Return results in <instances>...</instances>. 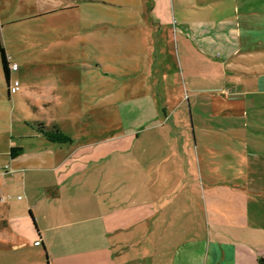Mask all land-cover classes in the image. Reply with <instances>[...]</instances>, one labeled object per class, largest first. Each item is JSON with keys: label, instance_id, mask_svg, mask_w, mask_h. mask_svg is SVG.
Masks as SVG:
<instances>
[{"label": "rangeland", "instance_id": "obj_1", "mask_svg": "<svg viewBox=\"0 0 264 264\" xmlns=\"http://www.w3.org/2000/svg\"><path fill=\"white\" fill-rule=\"evenodd\" d=\"M67 1L72 9L15 25L25 42L14 47L24 51L16 57L21 71L12 74L10 85L19 86L12 95L0 52V166L16 168L14 159L23 150L13 157L12 146L28 149L37 143L30 99L44 106L48 100L52 107L45 110L76 142L88 131L79 118L103 133L119 132L125 116L145 115L127 126L143 128L148 149L160 148L156 134H188L189 146L197 149L191 161L195 178L216 207L211 222L222 223L221 230L232 226L235 234L228 239L248 245L256 263L264 264V96L239 93L264 76V58L232 67L234 59L218 53L215 38L222 23L248 13L264 15V0H44L50 7ZM33 11L18 4L8 15L22 18ZM63 69L76 72L63 74ZM76 89L83 91L79 107ZM129 95L131 108L123 104ZM163 141L172 147L170 137ZM11 170L0 174V232L6 220L23 222L24 172ZM3 241L1 254L11 255L2 250Z\"/></svg>", "mask_w": 264, "mask_h": 264}, {"label": "crops", "instance_id": "obj_2", "mask_svg": "<svg viewBox=\"0 0 264 264\" xmlns=\"http://www.w3.org/2000/svg\"><path fill=\"white\" fill-rule=\"evenodd\" d=\"M18 4L33 13H24L25 18L9 17L8 12ZM59 6L50 7L44 0H0V42L7 59L18 63L17 54L24 51V47L14 48L25 42L15 25L73 8L69 1ZM221 26L222 32L215 36L217 51L234 59L232 67H237L236 62L264 58V15L248 13ZM20 71L19 65L11 77ZM74 72L65 69L61 73ZM252 87L239 93L264 96V76L256 77ZM76 90L79 107L83 91ZM132 99L129 95L123 104L131 108ZM46 101L44 106L29 100L37 143L28 149L20 146L23 153L14 159L15 169L24 172L27 199L19 215L23 222L6 220L0 232L2 250L11 251V255L0 252V264H239L243 260L257 264L248 245L228 239L230 232L235 234L233 224L231 230H221L218 225L222 223L211 222L210 210L216 207L205 194L206 187L195 178L191 161L197 149L189 146L188 134H156L160 148L148 149L143 128L127 126L145 115L132 118L130 114L121 119L119 132L107 128L99 133L98 126H88L89 121L79 118L77 123L88 131L76 142L62 122L45 110L48 104L52 107ZM161 114L160 119L167 118L166 111ZM91 118L99 121L97 115ZM165 136L171 138L172 147L164 146ZM38 240L39 245L35 244ZM26 247L33 252H26ZM245 253L251 255L250 260Z\"/></svg>", "mask_w": 264, "mask_h": 264}, {"label": "trees", "instance_id": "obj_3", "mask_svg": "<svg viewBox=\"0 0 264 264\" xmlns=\"http://www.w3.org/2000/svg\"><path fill=\"white\" fill-rule=\"evenodd\" d=\"M0 52H1V59H2V66H3V71L5 74V78L7 80L8 86H10V80H11V70L9 68V62L7 59V55H6V51L5 49L2 47V44L0 42ZM63 137H65V135H63ZM22 151V147H12L11 148V155H16L21 153Z\"/></svg>", "mask_w": 264, "mask_h": 264}, {"label": "built area", "instance_id": "obj_4", "mask_svg": "<svg viewBox=\"0 0 264 264\" xmlns=\"http://www.w3.org/2000/svg\"><path fill=\"white\" fill-rule=\"evenodd\" d=\"M8 62H9V68L11 71L17 70L19 68V64L16 62H12L11 58H8ZM19 89L18 85H10V91L11 92H16ZM10 165L6 164L4 166H0V174H6L10 171ZM41 243L40 240H38L36 242L37 245H39Z\"/></svg>", "mask_w": 264, "mask_h": 264}]
</instances>
